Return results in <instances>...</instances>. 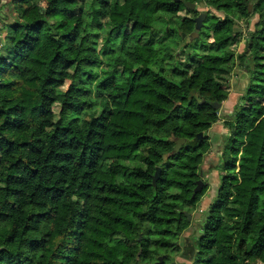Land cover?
I'll list each match as a JSON object with an SVG mask.
<instances>
[{"label": "trees", "instance_id": "16d2710c", "mask_svg": "<svg viewBox=\"0 0 264 264\" xmlns=\"http://www.w3.org/2000/svg\"><path fill=\"white\" fill-rule=\"evenodd\" d=\"M42 1L1 26L0 264H174L247 55L190 264H264V0Z\"/></svg>", "mask_w": 264, "mask_h": 264}, {"label": "rangeland", "instance_id": "374dc122", "mask_svg": "<svg viewBox=\"0 0 264 264\" xmlns=\"http://www.w3.org/2000/svg\"><path fill=\"white\" fill-rule=\"evenodd\" d=\"M252 8V7H251ZM43 1L42 0H28V1H23V0H1V5H0V40L2 39V22L3 21H9V17H11L12 14H16L18 18L22 21H28L30 22L31 20L41 16L43 14ZM209 7L206 9L202 10L203 13L208 10ZM210 11H213L215 9L210 8ZM251 11V10H250ZM223 16V15H222ZM224 18L227 16H223ZM257 22V15L252 16L251 18L248 19V22H243V21H234L232 22L231 25L236 26L238 28V31L241 32V40L240 42L235 46L233 49V53L235 56H238V53L242 52L244 50L246 41L249 39L250 35L249 33L252 31H255L256 26L255 23ZM199 43V42H197ZM249 65L250 67L253 66V63L249 56L247 55L245 57V61L240 64L239 61H237L233 74L237 72L238 69H241L239 74H242L243 77L248 78V75L246 76L244 74L245 70L244 66ZM243 71V72H242ZM247 74V73H246ZM232 75L230 77L229 83L231 82L232 84H229V90L228 93L229 95L231 94V98H229L227 101H225L223 106L219 109V117L226 119V117L231 113L233 110V105H234V99L236 98V101L238 99L239 94L233 91L234 88H236V83L235 79ZM241 77V78H243ZM239 77V83L237 86V89H243L244 90V84L242 79ZM234 83V86H233ZM229 97V96H228ZM224 120L220 119V124L223 126L222 122ZM225 128V131L227 136H225L221 143H218L217 141L215 143H212V146L209 148L207 152V156L205 158L204 163H202L200 169H201V179L203 182L208 184L207 191L205 195L202 198V201L197 209L194 211L190 212L189 218L191 220L190 226L188 229H186L176 241L180 244V251L178 254L174 255V264H190V259H192L193 254L190 252L192 249V244L193 240L197 235H199L200 232V227L203 224V211L206 207H208L210 200L214 196V191L215 188L219 184V172L220 170L218 169V165L220 163L224 162L223 158H220L221 153L223 151V146L225 143H227V138L229 134V128L227 126L222 127ZM218 143V144H217ZM227 157V154L225 155ZM201 185V183H200Z\"/></svg>", "mask_w": 264, "mask_h": 264}, {"label": "crops", "instance_id": "0c3cea01", "mask_svg": "<svg viewBox=\"0 0 264 264\" xmlns=\"http://www.w3.org/2000/svg\"><path fill=\"white\" fill-rule=\"evenodd\" d=\"M240 70L241 69H238L237 70V72H235V74H233L234 76V79H235V83H236V88H234L233 89V91H235L236 93H241L242 91H243V89H237V86H238V83H239V77L241 78V77H243L242 76V74H239V73H241L240 72ZM238 71H239V73H238ZM243 72V71H242ZM245 74V73H244ZM242 79V81H243V83L245 84L246 82H247V78L246 77H243V78H241ZM230 85L232 84L231 82L229 83ZM233 86H234V83H233ZM228 96L229 97H227V99H226V101L229 99V98H231V94L229 95V93H228ZM232 99H234V104H235V102H236V98H232ZM225 102V101H224ZM223 102V103H224ZM222 106H223V104H222ZM220 119H222V120H224V118H220ZM220 119L218 120V122L216 123V124H214V125H212L209 129H208V131H207V134L209 135V137H210V140H211V143H215L216 141L218 142V143H221V141H222V139L226 136V131H225V128H222V127H225V126H222L220 123ZM217 143V144H218Z\"/></svg>", "mask_w": 264, "mask_h": 264}, {"label": "water", "instance_id": "95a60500", "mask_svg": "<svg viewBox=\"0 0 264 264\" xmlns=\"http://www.w3.org/2000/svg\"><path fill=\"white\" fill-rule=\"evenodd\" d=\"M194 6H195L194 3H191L190 5H186L187 8H194ZM248 10H249V11L251 10V4H249V9H248ZM212 12H213L214 15H216V16H220V17H222V18H224L223 16H226V15H224L222 12H219V11H217V10H213ZM203 15H204V14H202V15H200V16L198 17V21H201V19L203 18ZM222 15H223V16H222ZM9 23H10V24H19V25H26V24H28V22L20 20L16 14H12L11 17H9ZM219 106H220V105L217 104V105H215V108H217V107H219ZM175 142H176V144H175V146H174V148H173V150H172V154H173V153H176V152L180 149L182 143L184 142V139L176 138V139H175ZM157 175H158V170L156 171V174H155V176H154V178H153V181H154V182H155V179H156ZM188 218H189V217H188ZM160 261H161V258L159 259V262H160Z\"/></svg>", "mask_w": 264, "mask_h": 264}, {"label": "flooded vegetation", "instance_id": "af4514ba", "mask_svg": "<svg viewBox=\"0 0 264 264\" xmlns=\"http://www.w3.org/2000/svg\"><path fill=\"white\" fill-rule=\"evenodd\" d=\"M252 10H253V9L251 8V11H249V12H252ZM202 14H204V13H202ZM202 14H201V15H202ZM203 17H204V15H203Z\"/></svg>", "mask_w": 264, "mask_h": 264}]
</instances>
